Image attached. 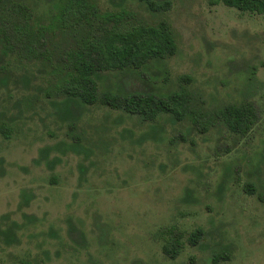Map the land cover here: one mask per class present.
I'll list each match as a JSON object with an SVG mask.
<instances>
[{"label": "rangeland", "instance_id": "374dc122", "mask_svg": "<svg viewBox=\"0 0 264 264\" xmlns=\"http://www.w3.org/2000/svg\"><path fill=\"white\" fill-rule=\"evenodd\" d=\"M26 1L56 30L58 0ZM86 1L126 26L166 20L177 47L142 70L101 74L100 93L182 88L196 122H143L76 102L66 110L63 34L37 50L51 63H11L0 91V264H264V14L216 0H154L170 3L159 13L138 0ZM247 103L254 124L235 135L221 110ZM170 228L182 244L174 259L161 249Z\"/></svg>", "mask_w": 264, "mask_h": 264}, {"label": "trees", "instance_id": "16d2710c", "mask_svg": "<svg viewBox=\"0 0 264 264\" xmlns=\"http://www.w3.org/2000/svg\"><path fill=\"white\" fill-rule=\"evenodd\" d=\"M151 13L169 9L167 1L138 0ZM241 12L263 15L264 0H216ZM50 23L55 29L45 27L35 18L26 0H0V91L11 79V63L30 65L34 62L51 63L45 54L37 52L46 38L66 36L67 47L57 55L62 64L63 80L60 83L61 102L66 110L76 102L83 106L100 105L118 111L143 122H155L165 116L174 122L186 119L195 121L192 97L180 88L167 95H121L112 91L100 93L98 80L101 74H120L139 71L152 62L166 60L175 55L177 47L170 25L166 20L156 25L126 26L116 16L105 17L86 0H58L54 4ZM51 24V25H52ZM49 68H53L49 66ZM187 81L190 79L184 77ZM222 121L233 134L245 136L254 124V112L250 103L237 107L226 106L221 110ZM8 129L0 121V134L7 137ZM250 194L251 189L247 190ZM172 236L161 247L170 259L176 258L182 244L174 228L166 231ZM71 237L79 239V233L69 229ZM202 236L201 229L191 232L187 238L195 246ZM4 237H11L5 232ZM220 257L213 258L217 262ZM21 264H30L22 262Z\"/></svg>", "mask_w": 264, "mask_h": 264}]
</instances>
